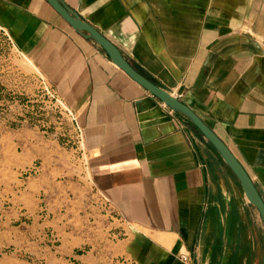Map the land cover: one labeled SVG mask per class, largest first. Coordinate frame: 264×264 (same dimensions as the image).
<instances>
[{"label": "crops", "instance_id": "crops-1", "mask_svg": "<svg viewBox=\"0 0 264 264\" xmlns=\"http://www.w3.org/2000/svg\"><path fill=\"white\" fill-rule=\"evenodd\" d=\"M62 1L193 110L264 201V0ZM0 31L71 113L83 163L60 179L51 139L0 125V245L45 264H184L183 253L192 264H264L258 210L187 118L46 0H0ZM80 211L102 222L104 245L41 244L48 224L68 236L64 221Z\"/></svg>", "mask_w": 264, "mask_h": 264}, {"label": "rangeland", "instance_id": "rangeland-1", "mask_svg": "<svg viewBox=\"0 0 264 264\" xmlns=\"http://www.w3.org/2000/svg\"><path fill=\"white\" fill-rule=\"evenodd\" d=\"M0 125L12 128L28 126L37 129L52 140L56 146V157L63 164L64 171L58 172L60 179L68 178L69 173L81 176L83 163L81 149L72 116L56 99L54 93L37 73L33 66L21 56L8 37L0 31ZM67 170L69 172H67ZM86 180V179H84ZM91 196L90 191L83 193ZM66 222L68 236L61 239L47 225L42 245L57 248L64 240L80 246L79 252L85 253L93 243L104 245L105 236L98 235L102 222L96 218L83 219L84 212ZM111 214V213H110ZM81 215V216H80ZM112 220V219H111ZM60 223V222H59ZM73 230V232H71ZM61 239V240H60ZM73 241V242H72ZM14 244L0 245V264H45L44 258H36ZM60 264H73L72 260H63Z\"/></svg>", "mask_w": 264, "mask_h": 264}, {"label": "water", "instance_id": "water-1", "mask_svg": "<svg viewBox=\"0 0 264 264\" xmlns=\"http://www.w3.org/2000/svg\"><path fill=\"white\" fill-rule=\"evenodd\" d=\"M53 9L66 20L72 28L82 35L93 39L107 53L110 59L134 81L161 100L174 112L184 116L209 141L238 179L247 200L256 207L264 225V201L240 162L231 153L226 144L204 123V121L188 106L170 92L156 85L150 79L139 73L122 55L116 45L102 35L95 27L82 20L77 13L70 9L62 0H46Z\"/></svg>", "mask_w": 264, "mask_h": 264}, {"label": "built area", "instance_id": "built-area-1", "mask_svg": "<svg viewBox=\"0 0 264 264\" xmlns=\"http://www.w3.org/2000/svg\"><path fill=\"white\" fill-rule=\"evenodd\" d=\"M66 110H67V109H66ZM67 112H68L69 114H71L68 110H67ZM179 259H180L184 264H192L191 257H190L188 254H185V253L180 254V255H179Z\"/></svg>", "mask_w": 264, "mask_h": 264}, {"label": "trees", "instance_id": "trees-1", "mask_svg": "<svg viewBox=\"0 0 264 264\" xmlns=\"http://www.w3.org/2000/svg\"><path fill=\"white\" fill-rule=\"evenodd\" d=\"M2 87H0V90H1Z\"/></svg>", "mask_w": 264, "mask_h": 264}]
</instances>
